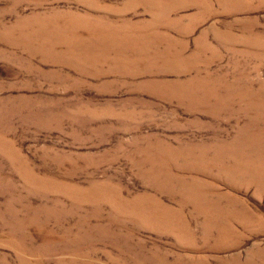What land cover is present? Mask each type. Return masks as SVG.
<instances>
[{
  "label": "rangeland",
  "instance_id": "374dc122",
  "mask_svg": "<svg viewBox=\"0 0 264 264\" xmlns=\"http://www.w3.org/2000/svg\"><path fill=\"white\" fill-rule=\"evenodd\" d=\"M0 264H264V0H0Z\"/></svg>",
  "mask_w": 264,
  "mask_h": 264
}]
</instances>
